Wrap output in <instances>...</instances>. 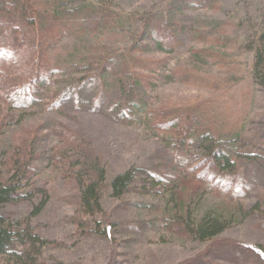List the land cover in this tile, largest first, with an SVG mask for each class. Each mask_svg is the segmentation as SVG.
I'll use <instances>...</instances> for the list:
<instances>
[{"label": "rangeland", "instance_id": "1", "mask_svg": "<svg viewBox=\"0 0 264 264\" xmlns=\"http://www.w3.org/2000/svg\"><path fill=\"white\" fill-rule=\"evenodd\" d=\"M37 1L46 8L54 0ZM75 2L108 9L119 18L114 27L80 40L99 41L113 49L128 47L135 39L138 18L164 11L179 19L178 42L172 52L160 50L152 41L146 50L136 52L154 63L146 71L148 80L142 89L145 104L133 124L113 121L102 113L54 112L44 105L10 113L11 122L0 136L2 148L9 147L13 135L35 134L39 170L26 186L36 194L33 202L10 205L5 210L15 219L29 222L47 241L39 264H234L225 256L219 257L228 245L264 247V232L251 217L232 224L212 242L191 240L165 226L164 214L172 204L171 183L187 173L181 159L176 158L179 152L174 151L179 149L169 146L174 136L157 127L153 116L158 111L173 124L180 118L182 124L197 121L200 128L218 133L241 129L255 147L264 145V88L252 76L254 48L264 29V0H213L200 8H183L181 0ZM76 41L73 36L62 38L53 57H63ZM176 71L180 78L172 80ZM65 79L55 76L46 87L47 94ZM68 129L85 140L107 170L102 210L93 215L80 207L77 182L55 169L50 160L52 148L62 143L60 132ZM186 147L196 150L193 144ZM141 167L166 175L167 182L152 191L149 182L139 183L121 198L112 196L111 179ZM263 177L261 172L254 183L257 187L264 183ZM38 189L47 190L49 198L42 211L32 214L42 199ZM201 196L200 211L218 202L211 193ZM256 200L254 190L243 199L247 205Z\"/></svg>", "mask_w": 264, "mask_h": 264}, {"label": "trees", "instance_id": "2", "mask_svg": "<svg viewBox=\"0 0 264 264\" xmlns=\"http://www.w3.org/2000/svg\"><path fill=\"white\" fill-rule=\"evenodd\" d=\"M212 1L181 0V6L200 8ZM174 16L164 11L143 14L138 18L132 44L113 49L99 41L80 40L115 26L119 18L108 9L76 4L75 0H54L46 8L37 0H0V136L11 122L13 110L42 105L54 112L71 109L102 113L113 121L133 124L145 104L142 89L148 80L146 71L154 63L136 52L146 50L151 41L160 50L172 52L180 27ZM66 36L78 41L60 59L53 57ZM253 59V79L264 88V29ZM58 75L66 79L47 94L46 87ZM171 78L179 79L178 71ZM153 116L157 127L174 136L169 146L179 149L174 152H179L176 158L181 159L187 173L171 183L172 204L164 214L165 226L191 240L212 242L232 224L251 217L264 232V183L258 187L254 184L261 172L264 176V145L255 147L241 129L218 133L200 128L197 121L182 124L180 118L173 124L158 111ZM27 133L13 135L5 150L0 140V264H39L47 243L29 222L15 219L5 210L10 205L33 202L36 195L33 190H26V186L39 170L35 147L38 139ZM60 134L62 143L52 148L51 163L77 182L80 207L86 214L101 212V194L107 181L105 165L81 136L69 129ZM190 144L196 150H188L186 145ZM145 182L151 184L152 191L167 179L160 172L131 168L113 177L109 186L112 196L121 198L136 184ZM253 190L257 200L247 205L243 199ZM38 191L42 199L32 214L42 211L49 198L47 190ZM205 192L217 197L218 202L200 211V197ZM224 256L234 264H264V247L231 244L219 254L221 258ZM206 264L220 263L206 261Z\"/></svg>", "mask_w": 264, "mask_h": 264}]
</instances>
